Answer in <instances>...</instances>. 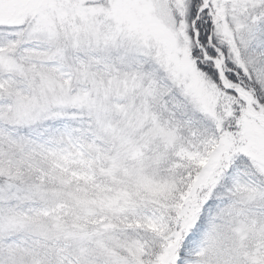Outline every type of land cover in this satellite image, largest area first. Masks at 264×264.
<instances>
[{
  "label": "snow or ice",
  "instance_id": "6c2138e0",
  "mask_svg": "<svg viewBox=\"0 0 264 264\" xmlns=\"http://www.w3.org/2000/svg\"><path fill=\"white\" fill-rule=\"evenodd\" d=\"M0 264H264V0H0Z\"/></svg>",
  "mask_w": 264,
  "mask_h": 264
}]
</instances>
